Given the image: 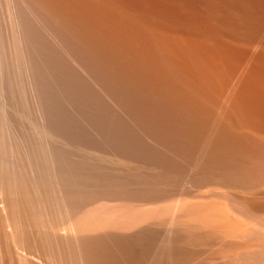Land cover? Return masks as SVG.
Masks as SVG:
<instances>
[{
    "label": "bare ground",
    "instance_id": "1",
    "mask_svg": "<svg viewBox=\"0 0 264 264\" xmlns=\"http://www.w3.org/2000/svg\"><path fill=\"white\" fill-rule=\"evenodd\" d=\"M0 264H264V0H0Z\"/></svg>",
    "mask_w": 264,
    "mask_h": 264
}]
</instances>
